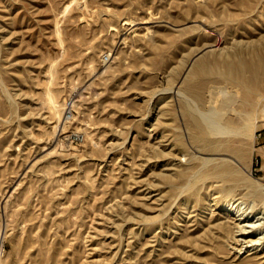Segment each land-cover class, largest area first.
Here are the masks:
<instances>
[{"label": "rangeland", "instance_id": "1", "mask_svg": "<svg viewBox=\"0 0 264 264\" xmlns=\"http://www.w3.org/2000/svg\"><path fill=\"white\" fill-rule=\"evenodd\" d=\"M256 53L264 0H0V264H264V114L239 153L206 149L176 90L204 76L203 111L259 108L264 69L249 96L217 78ZM202 156L241 176L187 183ZM229 204L256 223L237 242Z\"/></svg>", "mask_w": 264, "mask_h": 264}, {"label": "bare ground", "instance_id": "2", "mask_svg": "<svg viewBox=\"0 0 264 264\" xmlns=\"http://www.w3.org/2000/svg\"><path fill=\"white\" fill-rule=\"evenodd\" d=\"M235 54L238 53L235 52ZM195 62L197 66L200 67V64H204L205 59L203 57H199L195 60ZM189 63H191V61ZM263 69L264 56L261 53H256L255 57L250 60L237 58V60L235 61L234 59H232L231 61L227 62L225 66L219 69L217 78L236 82L239 86L242 87L245 96H249L254 90L252 84L256 81L257 77L261 74ZM247 71H250L249 75H246ZM204 80V76H200L197 80L185 79L181 84L177 85L176 89L178 93L183 95L187 91H190L193 94H191L193 97V103L185 102L183 107L184 113L186 115V122L191 131V136L193 135V137L198 142L200 141V144L206 149L214 151H234L239 153L240 144L239 146L232 148L227 141L232 135L240 136L242 134H250L252 128H254L259 119L258 112L259 114L260 112L261 114H264V100L263 104L259 108L257 107V105H253V101H249L251 108L247 111L245 110L244 112H242L241 110H237L235 107H232V109L236 111V114H238L235 117L231 115H224V112L226 111L225 109L221 110V108L223 109V106L220 108L211 107L207 111H203L199 107L198 102L202 101L205 96ZM47 99L50 103L52 111L57 113V117H60V110L63 107V102H58L51 91L47 92ZM239 141L240 140H238V142ZM200 158L202 161L201 167L190 174L187 183H196L198 181H202V183H205L212 177H218L224 180L234 179L236 176H241V172L238 167H236V165H234V163L226 157H220L219 159H217V161H213L212 165L210 166L208 164L213 160V157L202 156ZM181 173L183 174V172ZM249 184L254 187L264 188V183L258 181H250ZM227 207L228 209L226 210V216L230 214V210H233L235 212V217L233 216L235 220L232 221V227H234V240L237 242L240 239H244L245 234L243 233L247 232L249 230L248 228L250 226H254L256 223L255 220L248 218L249 213H245V211L240 209L239 207L236 208L235 206H232V204H229ZM260 217H264V215H258L257 219ZM217 218H221L220 214ZM215 224H217V226L221 228L227 226L224 220H217Z\"/></svg>", "mask_w": 264, "mask_h": 264}, {"label": "crops", "instance_id": "3", "mask_svg": "<svg viewBox=\"0 0 264 264\" xmlns=\"http://www.w3.org/2000/svg\"><path fill=\"white\" fill-rule=\"evenodd\" d=\"M253 155L258 161L256 169L264 176V128L259 132V139L254 145Z\"/></svg>", "mask_w": 264, "mask_h": 264}, {"label": "built area", "instance_id": "4", "mask_svg": "<svg viewBox=\"0 0 264 264\" xmlns=\"http://www.w3.org/2000/svg\"><path fill=\"white\" fill-rule=\"evenodd\" d=\"M107 57H108L107 55H104V59H107ZM70 114H71L70 110L67 109L66 112H65V114H64V117L67 118V117L70 116Z\"/></svg>", "mask_w": 264, "mask_h": 264}]
</instances>
